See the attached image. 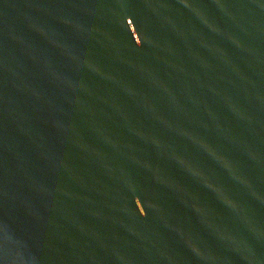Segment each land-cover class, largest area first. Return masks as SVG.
I'll list each match as a JSON object with an SVG mask.
<instances>
[{
    "label": "water",
    "instance_id": "obj_1",
    "mask_svg": "<svg viewBox=\"0 0 264 264\" xmlns=\"http://www.w3.org/2000/svg\"><path fill=\"white\" fill-rule=\"evenodd\" d=\"M0 264H264V0H0Z\"/></svg>",
    "mask_w": 264,
    "mask_h": 264
}]
</instances>
